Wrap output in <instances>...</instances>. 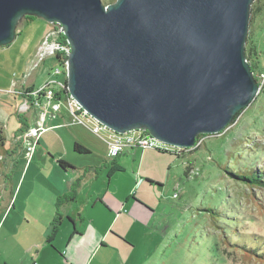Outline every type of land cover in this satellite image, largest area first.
Instances as JSON below:
<instances>
[{"label":"rangeland","instance_id":"1","mask_svg":"<svg viewBox=\"0 0 264 264\" xmlns=\"http://www.w3.org/2000/svg\"><path fill=\"white\" fill-rule=\"evenodd\" d=\"M49 31L44 20L24 16L15 26L12 42L0 47V188L20 189L17 205L27 213L43 203L41 196L51 188L48 158L58 153L69 161L97 165L105 154L104 141H110L106 130L92 133L95 124L80 117L83 125L43 132L26 155L23 133L67 125L71 119L64 96L53 120L49 108L43 107L44 99L33 93L49 79L67 86V79L51 76L58 68L52 57H44L35 67ZM244 53L258 86L253 102L226 130L204 135L195 147L181 150L178 158L153 150L142 171L151 173L161 186L138 188V184L134 191L152 215L131 226L126 233L128 248L120 256L108 252L87 264H264V189H249L235 178L238 171L264 175V0L250 5ZM77 128L84 133L83 141L97 144L96 152L73 153L69 134L77 135ZM29 222L28 230L37 232V224ZM250 250L258 255L252 257Z\"/></svg>","mask_w":264,"mask_h":264},{"label":"water","instance_id":"2","mask_svg":"<svg viewBox=\"0 0 264 264\" xmlns=\"http://www.w3.org/2000/svg\"><path fill=\"white\" fill-rule=\"evenodd\" d=\"M253 0H0V47L24 16L61 25L69 95L107 129L190 149L258 94L244 53Z\"/></svg>","mask_w":264,"mask_h":264},{"label":"crops","instance_id":"3","mask_svg":"<svg viewBox=\"0 0 264 264\" xmlns=\"http://www.w3.org/2000/svg\"><path fill=\"white\" fill-rule=\"evenodd\" d=\"M56 114L54 118L51 116L53 120ZM60 118L64 122V116ZM75 125L83 124L70 119L67 125L52 124L44 128V132ZM77 129V135L69 134L72 151L77 143L89 151L85 155L96 152L97 144L83 141L80 136L84 133ZM104 144L105 154L99 157L97 165L69 161L58 153L53 159L48 158L51 162H47L49 170L46 173L51 188L41 196L43 203L35 205L29 213L17 205L20 189L0 188V264H87L92 257L108 252L120 256L122 249L128 248L126 233L143 220L144 215L150 216L153 212L142 200L135 198V188L138 184V188L147 187V184L161 186L151 173L142 171L145 159L151 160L153 150L125 149L111 156L107 142ZM157 152L180 157L171 152ZM59 160L66 162L68 167H60ZM116 167L120 170L112 171ZM75 184L73 198L57 205L59 198L71 194ZM30 219L37 224V232L28 230ZM54 224L56 235L48 243L47 236Z\"/></svg>","mask_w":264,"mask_h":264},{"label":"built area","instance_id":"4","mask_svg":"<svg viewBox=\"0 0 264 264\" xmlns=\"http://www.w3.org/2000/svg\"><path fill=\"white\" fill-rule=\"evenodd\" d=\"M51 27V31H49L43 37V43H41L39 50L37 52V67L44 60V57H52L55 64L58 68H55L51 74V76H61L64 79H67V58L70 54V46L67 42L63 30L60 24L53 23L49 24ZM57 85L58 90L55 91L53 86ZM35 97H42L44 99L43 102H35V105L42 106L45 109L49 108L52 113L51 116L54 118L55 114L60 110V100L62 96L65 97L67 103V111L74 123L83 124V120L80 117H84L89 119L91 122L95 124L93 128V133H98L101 130H106L110 141L107 142L108 152L111 156H116L118 153L123 150H131L133 148L140 149H151L157 150L160 152H172L173 154H180L181 150L186 151V149L175 148L169 145H166L162 142L154 139L146 130L137 129L131 130L124 134L115 133L105 126L100 124L97 120L91 117L68 93L67 86L63 85L59 81L49 79L47 84L34 92ZM45 113V112H44ZM42 114L41 120L43 121L45 115ZM41 121V122H42ZM44 129H28L25 133L22 134L21 139L26 144V155L29 157L31 151L35 147L37 143L38 137L44 132ZM34 139L32 142L30 140ZM195 147V146H194Z\"/></svg>","mask_w":264,"mask_h":264},{"label":"trees","instance_id":"5","mask_svg":"<svg viewBox=\"0 0 264 264\" xmlns=\"http://www.w3.org/2000/svg\"><path fill=\"white\" fill-rule=\"evenodd\" d=\"M116 0H111L109 1V3H106L104 5H108V4H111L113 2H115ZM245 58L246 60H248V56L247 54L245 53ZM248 62V61H247ZM249 65V63H248ZM250 70L251 72L252 71V68L250 67ZM32 90V87L28 89V91ZM239 114H237L235 117H234V120L235 118L238 116ZM21 131V129H20ZM204 137V135H199L197 138H196V141H198L200 138ZM73 151L77 154H80V155H85V154H89V151L77 144V143H74L73 145ZM58 164L60 165V167H62L63 169H65L66 167H68V164L62 160H59L58 161ZM120 168L119 167H116L114 169H112V171H119ZM235 178L238 179V181L248 187L249 189H254V188H260V189H264V175L263 174H257L255 171H244V172H240L238 171V174L235 176ZM76 188H77V185H73L72 186V189H71V194L69 196H65V197H62V198H59L57 200V205L61 204L63 201H65L66 199H68L69 197L70 198H73L74 194H75V191H76ZM57 223V222H56ZM56 231H57V227H56V224L52 225V228H51V231H50V234L47 236V242L48 243H51L53 238L55 237L56 235ZM248 254H251L252 257L254 256H257L258 254L256 252H254V250H250V252H247Z\"/></svg>","mask_w":264,"mask_h":264}]
</instances>
